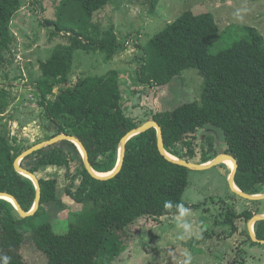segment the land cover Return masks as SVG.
<instances>
[{"label": "trees", "instance_id": "16d2710c", "mask_svg": "<svg viewBox=\"0 0 264 264\" xmlns=\"http://www.w3.org/2000/svg\"><path fill=\"white\" fill-rule=\"evenodd\" d=\"M22 2L0 0V115L15 99L1 79H17L10 78L3 67L11 61L6 56L15 42L11 22ZM109 2L62 0L59 12L66 10V16L56 22L47 19L46 24L55 25L53 35L65 32L66 42L58 44L52 55L40 62L41 75L34 81L45 118L57 126L47 138L60 133L79 137L95 170L104 173L116 167L121 139L149 119L138 120L126 114L116 69L80 77L59 93L55 87L69 83L77 50L102 51L110 61L127 49L113 27L100 31L93 20ZM243 30L244 36L230 46L212 52L211 43L221 36L215 15L185 11L147 44L140 45L137 73L143 85L161 87L184 70L197 69L204 77L201 96L152 113L163 128L165 147L172 155L197 163L211 161L220 153L235 156L239 163L238 187L258 194L264 193V35L252 25H245ZM218 132L226 144L223 152L218 146ZM197 137L199 160L195 159L194 148ZM181 141L187 144L183 153L177 148ZM30 147L17 144L8 132H0V192L16 196L27 211L34 205L36 187L32 179L16 170L15 160ZM51 165L66 168L64 188L58 186L56 178L38 175L43 167ZM22 166L40 177L42 199L36 214L25 218L12 202L0 199V258L8 257V264H34L26 256L27 248L45 255L47 264H118L145 220L179 215L177 204L186 208L184 192L190 169L160 152L156 128L128 141L124 166L109 180L93 177L79 147L69 140L32 153L23 159ZM63 190L83 209L64 218L67 227L63 230L52 221L37 224L35 219L41 212L54 210L51 213L57 216ZM234 195L244 207L238 213L228 210L226 217L232 231H237L239 220L247 223L264 213V200ZM165 201L172 202L170 209L164 207ZM255 232L264 239V220L255 224ZM248 241L256 243L250 234L244 240Z\"/></svg>", "mask_w": 264, "mask_h": 264}, {"label": "rangeland", "instance_id": "374dc122", "mask_svg": "<svg viewBox=\"0 0 264 264\" xmlns=\"http://www.w3.org/2000/svg\"><path fill=\"white\" fill-rule=\"evenodd\" d=\"M61 2L23 0L21 9L11 22L15 42L6 55L11 61L5 62L3 71L10 78L17 76V79L2 78L1 84L15 99L0 115V132H8L17 139V144L23 146L47 140L57 129L56 124L44 116L34 81L41 75L40 62L49 58L58 44L66 42L65 32L53 35L55 25L46 24L47 19L56 22L66 16V10L59 12ZM188 10L215 15L221 36L211 43L212 52L228 47L244 36L245 25L255 26L264 35V0H110L107 6L94 14L93 20L100 31L113 27L127 49L110 61L105 60L102 51L77 50L69 83L57 85L55 92L75 84L80 77L116 69L120 74L125 112L138 120L152 118L154 110L173 109L184 101L198 98L204 77L195 68L184 70L161 87L143 85L137 73L140 45L147 44ZM218 134V146L223 152L226 144L223 135ZM199 142L200 137L194 139L197 160L200 157ZM178 146L180 153L187 150V144L182 141ZM232 169V165L225 162L205 170H190L184 192L187 214L184 217L176 215L145 220L136 229L132 246L118 264H264V243L244 242L250 234L249 222L239 220L240 228L232 231L231 222L227 220L228 210L238 213L244 207L229 185ZM65 172V167L51 165L43 167L38 175L56 178L58 186L64 188L67 184ZM58 208L57 216L60 218L50 210V213L41 212L35 219L36 223L52 221L59 230H63L67 227V219L64 218L83 209V205L65 195L63 190L62 206ZM261 208L264 210V204ZM183 221L190 224L188 231L178 226ZM29 234L31 238V232ZM25 253L30 262L47 264V257L35 249L27 248Z\"/></svg>", "mask_w": 264, "mask_h": 264}, {"label": "water", "instance_id": "95a60500", "mask_svg": "<svg viewBox=\"0 0 264 264\" xmlns=\"http://www.w3.org/2000/svg\"><path fill=\"white\" fill-rule=\"evenodd\" d=\"M150 128H156L157 129L159 150L168 160H170L174 163L186 166L190 170H205V169H209L211 167H214L216 165H220V164L225 163V162L230 160L234 163L233 169H232L231 174L229 176V185H230L231 190L233 192H235L237 195H239L245 199L264 200V193L252 194V193H248V192H246V191H244L238 187V185L236 183V175L238 172L239 163H238V160L235 158V156H233L229 153H220L213 160L205 162V163H197V162L190 161V160H187L184 158H179V157L174 156L171 153H169L165 147L163 128L153 118H151L147 122L137 126L136 128L130 130L121 139L120 145H119V156H118L117 165L112 171L105 172V173L95 170V168L93 167L92 162L90 160V155H89L87 147L85 146L83 141L75 135H71V134H67V133H60L59 135H56L50 139L44 140L42 142H39V143L31 146L27 150L23 151L16 158L15 168L19 173H21V174L29 177L30 179H32L34 184H35L36 197H35V202H34L32 209L27 211L23 207V205L20 203V201L17 199V197L11 193H8V192H0V199H6V200L12 202L13 205L15 206V208L17 209L18 213L20 214V216H22L24 218L35 215L36 212L38 211L39 207H40L41 199H42V186H41V182H40V177L36 173H34V172L30 171L29 169L23 167L22 161L24 158L28 157L32 153H34L40 149H43L47 146H50V145H53V144L58 143L60 141H63V140L72 141L79 147V149L82 153V156H83L85 166H86L87 170L89 171V173L93 177L100 179V180L112 179L121 172V170L124 166L128 141L132 137H134L140 133H143ZM261 220H264V213H259V214H256L255 216H253L249 221V232H250V236H251L253 241L264 243V239H260L255 232V224Z\"/></svg>", "mask_w": 264, "mask_h": 264}, {"label": "clouds", "instance_id": "9594fccd", "mask_svg": "<svg viewBox=\"0 0 264 264\" xmlns=\"http://www.w3.org/2000/svg\"><path fill=\"white\" fill-rule=\"evenodd\" d=\"M164 207L170 209L172 207V202L165 201ZM176 207L179 211L180 217H184L187 214L188 209H186L183 204H177ZM178 226L183 228L185 231L190 229V224L186 221L181 222ZM8 259V257L0 258V264H8Z\"/></svg>", "mask_w": 264, "mask_h": 264}, {"label": "bare ground", "instance_id": "6f19581e", "mask_svg": "<svg viewBox=\"0 0 264 264\" xmlns=\"http://www.w3.org/2000/svg\"><path fill=\"white\" fill-rule=\"evenodd\" d=\"M229 164H231L232 165V167L234 166V163L232 162V161H227Z\"/></svg>", "mask_w": 264, "mask_h": 264}]
</instances>
